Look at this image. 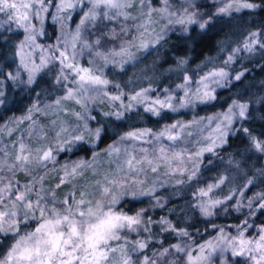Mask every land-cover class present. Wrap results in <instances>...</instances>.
Returning a JSON list of instances; mask_svg holds the SVG:
<instances>
[{
  "label": "snow or ice",
  "instance_id": "6c2138e0",
  "mask_svg": "<svg viewBox=\"0 0 264 264\" xmlns=\"http://www.w3.org/2000/svg\"><path fill=\"white\" fill-rule=\"evenodd\" d=\"M138 3V14L133 15L130 9L136 7V0H0V48L11 39L6 33L23 34L8 49L15 69L4 71L12 65H0V104L5 102V86L30 89L36 84L38 74L55 62L59 64L55 81L64 89V94L54 101L56 108L60 109L64 101H73L81 108L70 113L81 123L71 129L61 126L54 132V144L32 149L21 137L18 148L13 145L16 151L11 159L8 149L0 148L3 157L0 158V264H264V225L257 228L251 222L258 212L264 214V191L252 197H246L244 191L255 186V176L264 178V166L256 168L253 177L247 179L244 190L239 193L241 199L235 200L234 205L229 201L234 200L235 190L223 198L212 195L227 177H220L216 183L192 193L187 209L198 212L217 233L203 243H196L194 238L199 229L194 234L167 216L153 219L148 214L149 208L124 210L125 203L141 202L142 198L149 199L153 210L164 208L169 198L158 195L159 191L171 187L179 195L182 186L196 180L205 153L215 155L216 149L227 144L231 135L242 134L249 150L264 158V133L257 136L251 127L245 126L253 119L251 101L232 98L224 111L199 119L194 117L189 122L177 120L158 133L151 129L129 131L106 149L108 163L115 164L114 170L105 172L94 183H87L78 198L75 191L63 199L57 198L56 189L73 184L78 178L86 179L88 169H93V178L101 175L95 170L99 164L98 152L93 153L91 161L79 159L57 167L60 153L74 152L85 144L94 145L107 134V124L90 111L89 106L97 99L105 97L110 102H119L118 107L103 113L104 117L116 120L124 119L126 113L141 105L143 112L154 117L210 105L218 100V89L233 86L249 71L243 68L232 74L226 70L239 52L252 54L259 49L264 53V30L252 31L242 46L227 56L223 67L200 75L195 87L185 73L183 82L175 89H163L162 96L157 94L153 98L150 94L157 89L151 86L126 94L119 83L107 77L105 69L111 66L123 71L125 65L137 59L132 49L147 50L161 44L177 26L187 34L192 26L201 31L207 29L219 17H231L245 10L264 12V0H212L211 10L206 12L201 9L207 5L198 0H157L159 7L153 0H138ZM77 10L79 22L70 31L67 22ZM154 15L167 20L158 32L149 30L157 22L153 20ZM47 17L60 26V31L56 43L44 47L37 43V37L45 35ZM117 40L118 45L108 47ZM37 50L40 52L38 63ZM86 52L92 57L87 61L88 66L81 63ZM96 59L102 63L97 65ZM186 63L187 60L181 59L178 67ZM110 87L116 89L115 94L109 91ZM257 102L264 105V97ZM51 107L52 104L41 108L33 103L24 115L12 117L9 122L30 121L29 129L25 130L30 139L40 131L33 127L36 123L33 115ZM259 119L264 120V115ZM91 121L97 122L95 127L90 126ZM193 127L206 145L192 151L187 146L178 148L177 142L189 143L194 133L188 129ZM206 129L208 135L204 136ZM4 130L10 134L12 128L6 125ZM149 137L156 141L166 138L172 145L154 148L152 153L141 147L139 156L135 153V144L133 150L120 147L126 141L151 143ZM42 138L47 140V134ZM236 166L240 167L238 163ZM50 171L62 173L57 176L55 187H45ZM18 172L31 177L29 182L20 184L15 178ZM149 172L155 178L150 179ZM217 209L224 213L230 209L243 213L247 209L239 223L229 226L235 234L211 221V217L219 214ZM177 210L169 209L172 214ZM179 211L185 209L181 207ZM254 228L255 235H250ZM160 234L173 235L177 242L165 246L163 240L157 239Z\"/></svg>",
  "mask_w": 264,
  "mask_h": 264
},
{
  "label": "trees",
  "instance_id": "16d2710c",
  "mask_svg": "<svg viewBox=\"0 0 264 264\" xmlns=\"http://www.w3.org/2000/svg\"><path fill=\"white\" fill-rule=\"evenodd\" d=\"M204 0H198V3H203ZM207 6L212 5V0H207ZM155 6L159 7L157 0H153ZM54 12L55 9H50ZM133 15H137L139 11V3L136 0V7L130 9ZM72 20L68 21V29L72 28L78 19L76 12L72 13ZM153 20L157 21L150 26L149 30L160 29L167 24L166 19H160L158 15L153 16ZM131 23V22H129ZM119 30V29H117ZM264 30V12L259 10L250 12L242 11L234 13L231 17H219L205 30L201 31L198 27L192 26L187 34H184L177 26L175 31H169L165 37V41L155 47H150L147 50L137 51L132 49L137 59L125 65L124 70L109 66L105 69L107 77L114 83H119L122 90L126 94H133L142 88L151 86L157 89L155 95H163V89H175L176 85L183 82V76L187 73L193 80V87L195 81L200 75L213 68L223 67L224 60L231 54L232 50L242 46L247 34L252 31ZM60 26L54 24L50 17H47L44 24L45 35L40 37V40L46 45H52L56 42L59 35ZM11 39L9 43L0 48V65L10 64L11 68H5L4 71H11L15 69V63L8 53V49L13 47L15 43L22 38V32L6 33ZM188 37H191L189 39ZM119 42V41H118ZM181 59L187 60V63L182 67H178V61ZM97 65L102 61L96 59ZM243 68L249 71L245 77L239 82H234L233 86L225 89H218V100L210 105H199L194 109H182L180 112H165L161 117H154L148 113L143 112V108L139 106L132 112L126 113L124 119L116 120L114 117H104L103 113L113 110L118 107L119 102H110L107 98L102 97L90 105V111L93 115L98 117V120H103L108 126V132L103 137L102 141L94 145L85 144L83 148H78L74 152H63L58 156V165L66 162H71L79 159L92 160L94 152L100 153L97 157L99 164L95 166V170L100 172V176L93 178V169H88L85 172V178H78L73 184L62 186L56 189L57 198L63 199L69 192L75 191L78 198L79 191L83 190L87 183H94L95 179L102 178V175L110 170L115 169V164H109V157L105 154L106 149L110 144L117 143L119 137L129 131H138L143 129H151L153 133L160 132L166 125L176 122L177 120L189 122L194 117L213 115L216 112L226 110L227 105L232 98H238L242 101H251V113L253 119L246 122L245 126L251 127L254 134L259 136L264 133V120L259 119L260 115H264V105L257 101L264 97V53L257 49L255 53L244 54L237 58L234 63L227 66V69L238 72ZM58 74L56 64L52 67L46 68L37 76L36 84L31 88L5 86L4 103L0 104V148H7L11 156L15 154L18 148V142L21 137H24L28 142L30 148L35 149L43 144H54L53 135L61 126L69 129L76 127L81 123L75 116L70 115L72 112L81 111L79 105L73 101H64L60 109L56 108L54 101L56 98L64 94V89L61 84H57L55 77ZM39 94V96H37ZM152 94V93H151ZM33 103H38L41 108L52 104L53 107L47 108L43 112L35 113L33 120H35V129H39V133L34 134L30 139L26 136L25 130L29 129L30 121L25 120L23 123H10V118L20 117L26 113V109L31 107ZM125 103L127 99L125 98ZM55 122V123H54ZM96 121H91L90 126L95 127ZM12 128L9 134L5 126ZM194 133L190 138L189 143L185 145L183 142H177L178 148L187 146L190 151L195 150L199 146L206 145V141L202 140L201 135L196 131L195 127L188 129ZM47 134L48 139H43V135ZM205 136V134L203 133ZM151 143H143L140 141H126L120 147L129 148L133 150L135 144V153L137 156L141 155L139 148H147L149 153H152L154 148L160 146L169 147L172 142L166 138L156 141L149 137ZM196 141H200L197 145ZM16 145V148L13 145ZM250 146L247 139L243 135H231L228 143L223 147L216 149V154L205 153L200 164V171L196 180L191 184H186L180 189L179 195H175V189L169 187L167 190L161 189L158 195L169 198V203L164 208L152 209L148 198H142L141 202L131 201L124 204V210L129 208L132 211L140 208H149V215L153 219H158L161 216H167L180 226H187L191 233L196 234L197 229L199 233L195 235L196 243H202L206 240L212 239L217 233L212 229L211 225L199 215L198 212L187 209V205L192 202V193L200 187H206L208 184H213L218 181L220 177H227L225 183L219 188L214 189L213 196L215 198H223L228 195L230 191L235 190L236 196L233 201H229L230 205H234L235 200L240 199V191L244 190L248 178L253 177L255 169L264 166V158H258L259 154L249 150ZM123 155V151L121 153ZM0 158L2 153H0ZM211 161V163H209ZM237 163L240 165L238 168ZM51 168V166H50ZM163 171V169H161ZM62 175L57 171H50L45 180V187L51 185L55 187L57 176ZM149 178H155L154 174L149 172ZM20 184L29 182L31 177L22 172H18L15 177ZM75 185V187L73 186ZM245 191L246 194H253L264 191V178L255 176V186L250 187ZM184 208L185 211H179V208ZM177 208L176 213H170L169 209ZM218 215L211 217V221L218 226L225 227L226 231L232 234L235 232L234 226L244 218L247 209L243 213H237L229 210L224 213L221 209H217ZM131 214V213H130ZM251 222L258 228L264 225V214L257 213L255 217L251 218ZM158 231V229H153ZM253 233V229L250 230ZM135 238V234H132ZM158 240H163L165 246L170 243L177 242L176 237L169 234H160ZM156 247L159 245L156 244Z\"/></svg>",
  "mask_w": 264,
  "mask_h": 264
},
{
  "label": "rangeland",
  "instance_id": "374dc122",
  "mask_svg": "<svg viewBox=\"0 0 264 264\" xmlns=\"http://www.w3.org/2000/svg\"><path fill=\"white\" fill-rule=\"evenodd\" d=\"M206 3H208V1H207V0H204L202 4H206ZM211 8H212V5L202 8L201 11H205V12H206V11L211 10ZM76 13H77V15H78V19H77L76 23H75L74 25L71 26L72 28L69 29L70 31H71V30H74V29H75V25L79 22V18H80V17H79V14H78V10H77ZM37 27H39L38 22H37ZM40 37H41V36H38V37H37V43L43 45L44 47H48L49 45H46L45 43H43V42L40 40ZM22 38H23V36H22ZM22 38H21V39H22ZM118 41H119V40L110 43V44L108 45V47H112L113 44L118 45V44H119ZM55 43H56V42H55ZM55 43H54V44H55ZM52 45H53V44H52ZM49 54H50V53H49ZM244 54H247V53H246V52H243V51L239 52V53L236 55V59L239 58L240 56L244 55ZM39 55H40V52H39V50H37V53H36L37 63L39 62ZM89 59H92V57H90V56L87 54V52H86L85 55L81 58V63H82L84 66H88V65H87V61H88ZM236 59H235V60H236ZM53 64H56V68H57V72H58V71H59V64L54 62V63L50 64L49 67H52ZM227 70L230 71L232 74H235V73H236L234 70H230V69H227ZM39 74H40V73H39ZM39 74H38V75H39ZM24 78L26 79V75L24 76ZM198 79H199V78H198ZM109 91H110L112 94H115V93H116V89H114V88H112V87L109 88ZM150 95H152L153 98L155 97V93H152V94H150ZM139 107H140V108H143L142 105L139 106ZM204 134H205V136L208 135V130H207V129L205 130ZM254 194H255V193H254ZM245 196H246V197H252L253 194H246ZM240 199H241V198H240ZM245 203H246V200H245ZM233 234H235V232H234ZM249 234H250V235H255V228L253 229V233H249ZM202 243H203V242H202Z\"/></svg>",
  "mask_w": 264,
  "mask_h": 264
}]
</instances>
